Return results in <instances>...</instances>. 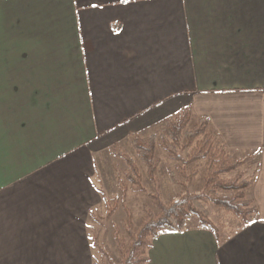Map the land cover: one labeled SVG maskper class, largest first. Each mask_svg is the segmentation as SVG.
I'll use <instances>...</instances> for the list:
<instances>
[{"label":"crops","instance_id":"obj_1","mask_svg":"<svg viewBox=\"0 0 264 264\" xmlns=\"http://www.w3.org/2000/svg\"><path fill=\"white\" fill-rule=\"evenodd\" d=\"M91 3L0 0V264H85L104 155L186 106L246 160L258 212L221 243L162 233L149 264H264V0Z\"/></svg>","mask_w":264,"mask_h":264},{"label":"trees","instance_id":"obj_2","mask_svg":"<svg viewBox=\"0 0 264 264\" xmlns=\"http://www.w3.org/2000/svg\"><path fill=\"white\" fill-rule=\"evenodd\" d=\"M193 117L192 106L183 107L177 114L165 119V131L153 134L147 139L138 134H132L133 146L147 169V176L154 184H159L157 176L161 164L157 157V149L163 150L169 158L178 164L177 168L169 170L171 181L182 183L185 191L178 194L168 203H164L161 193L156 190L148 192L143 183V174L130 155L114 146L113 154L123 160L127 169L117 171V186L120 195L108 199L103 196L107 209L106 217L110 219L121 207L126 215L124 234L115 227L114 238L120 254L118 264H149V251L153 242L165 232L181 233L186 230L188 221L195 216L198 227L212 232L218 242H222L220 228L203 210L202 204H213L225 213L239 219L241 226L252 223L258 208L253 199L246 194L255 178L247 176L242 170L246 160L235 158L210 127L207 117H201L190 127ZM187 153V156H184ZM202 172V190L192 193L188 190ZM256 173V172H255ZM231 175L224 178V176ZM146 194L153 208L145 207L144 216L138 226L134 224L133 213L127 206L128 192ZM222 192V193H221ZM223 192L225 194H223ZM97 246V241L95 242ZM109 264H116L109 259Z\"/></svg>","mask_w":264,"mask_h":264},{"label":"rangeland","instance_id":"obj_3","mask_svg":"<svg viewBox=\"0 0 264 264\" xmlns=\"http://www.w3.org/2000/svg\"><path fill=\"white\" fill-rule=\"evenodd\" d=\"M198 119L193 116L190 122V127H193L197 123ZM165 131L164 129L158 131L155 134H160ZM153 135V134H152ZM151 136V135H150ZM149 136V137H150ZM148 138V137H147ZM145 138V139H147ZM132 144V145H131ZM131 144L128 147L117 146L122 152L130 155L137 162L141 173L143 174V183L148 192L154 193L158 190L162 195V200L164 203H168L170 200L175 198L178 194L185 191L183 186V179L177 175V179L182 183H174L171 181L169 170L177 168L178 164L172 161L168 154L161 149H157V157L159 158L161 164L157 171V176L159 178V184L155 189L154 184L149 180L147 176V169L140 157L138 156L131 139ZM114 147L112 151H108L106 156V164L108 171L110 172V178L116 180L117 182V171L123 172L127 169L125 162L117 158L114 154ZM113 156L114 158L110 157ZM184 156H187V153H184ZM112 158V159H111ZM111 160V161H110ZM202 172L203 168L200 167L199 174L194 179L191 184H188V190L192 193H199L202 190ZM100 173V172H99ZM98 173V174H99ZM107 174V173H106ZM249 174L251 172L249 171ZM108 175V174H107ZM231 175L224 176V178L230 177ZM99 179V177L97 176ZM96 180V178H95ZM114 180L112 183L114 184ZM109 184V179H108ZM117 184L113 185V188L110 187V190H105L103 196H106L108 199L118 197L120 195ZM104 192V191H103ZM222 193V192H221ZM223 194H225L223 192ZM127 206L131 209L133 213V221L136 226L139 225L141 219L144 216V208L149 207L153 208L150 198L146 194L134 193L132 191L128 192L127 195ZM101 206H96L87 220V239H88V250L86 252V262L85 264H109V259L114 263L118 264L120 254L117 249V243L114 238L115 227L119 228L120 233L124 234V222H125V212L119 207L115 214L108 219L107 209L102 201ZM203 210L208 215V217L216 223L220 228L222 233L233 231L236 226H241L239 219L235 218L231 214L225 213L224 211L218 209L213 204H202ZM188 226H194L198 224L197 218L193 216L188 221ZM97 241V246L95 242Z\"/></svg>","mask_w":264,"mask_h":264},{"label":"snow or ice","instance_id":"obj_4","mask_svg":"<svg viewBox=\"0 0 264 264\" xmlns=\"http://www.w3.org/2000/svg\"><path fill=\"white\" fill-rule=\"evenodd\" d=\"M121 2H122V3H127V2H128V0H121ZM88 3L90 4V6H91L92 8H95V7H97V5H96V4H94V3H91V0H88Z\"/></svg>","mask_w":264,"mask_h":264}]
</instances>
